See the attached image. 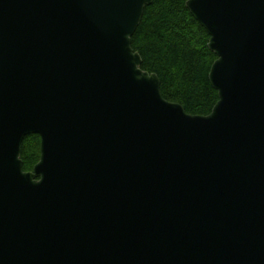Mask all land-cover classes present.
I'll use <instances>...</instances> for the list:
<instances>
[{"label": "water", "instance_id": "95a60500", "mask_svg": "<svg viewBox=\"0 0 264 264\" xmlns=\"http://www.w3.org/2000/svg\"><path fill=\"white\" fill-rule=\"evenodd\" d=\"M153 1L0 0V264H264V0L186 2L207 115L142 68Z\"/></svg>", "mask_w": 264, "mask_h": 264}, {"label": "trees", "instance_id": "16d2710c", "mask_svg": "<svg viewBox=\"0 0 264 264\" xmlns=\"http://www.w3.org/2000/svg\"><path fill=\"white\" fill-rule=\"evenodd\" d=\"M187 1L154 0L145 8L132 46L142 57V68L159 76L164 98L182 104L188 113L207 115L219 99L209 78L217 55ZM40 156L41 137L27 136L21 149L24 170H32Z\"/></svg>", "mask_w": 264, "mask_h": 264}]
</instances>
